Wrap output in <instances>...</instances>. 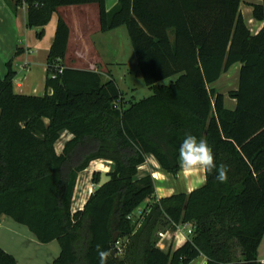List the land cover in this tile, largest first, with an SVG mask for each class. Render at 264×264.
<instances>
[{
  "label": "trees",
  "instance_id": "obj_1",
  "mask_svg": "<svg viewBox=\"0 0 264 264\" xmlns=\"http://www.w3.org/2000/svg\"><path fill=\"white\" fill-rule=\"evenodd\" d=\"M261 1L253 17L264 23ZM85 5H98L101 33L127 30L152 95L127 100L112 76L105 82L100 72L67 68L71 31L59 18L45 95L16 92L13 61L0 77V220L26 227L39 244L58 243L52 264H99L98 244L110 252L107 264H193L201 253L208 264H258L264 28L251 32L241 0H118L110 12L106 0H15L13 8L27 6V27L41 40L59 9ZM236 65L238 87L228 97L237 105L230 110L214 86ZM64 132L73 139L58 155ZM188 134L207 140L217 166H228V180L219 182L213 170L201 188L159 200L157 181L141 167L153 157L164 175L178 178V150ZM99 160L113 163L109 180L101 185L94 173L96 190L73 213L79 176ZM187 224L193 234L182 246H157L160 232ZM0 264L19 263L0 246Z\"/></svg>",
  "mask_w": 264,
  "mask_h": 264
},
{
  "label": "crops",
  "instance_id": "obj_2",
  "mask_svg": "<svg viewBox=\"0 0 264 264\" xmlns=\"http://www.w3.org/2000/svg\"><path fill=\"white\" fill-rule=\"evenodd\" d=\"M14 1L15 0H0V77L4 78L7 75V64L10 61H13V68L17 73L15 90L18 94L41 97L45 95L47 60L54 38L48 45H46L44 40L46 33L48 34V29L49 35L54 34L55 37L59 18H63L67 22L71 31L68 52L64 61L65 66L67 68L94 72H100L99 69H102L103 74L107 77L105 82L109 80L110 76L115 79L113 68L117 64H121L117 63V60L113 56L120 48L119 42L116 43V41H118L117 38L122 35L120 33L125 32L124 30L126 29L120 28L107 34L101 33L98 5L75 6L59 9L58 13L53 15L51 23L46 26L44 38L39 40L37 38V30L29 29L27 27V6H24L15 12L13 8ZM117 4L118 0H106L107 11H112ZM260 4H262L261 0H241L240 13L254 35L260 33L264 28V23L256 21L253 17L254 6ZM55 18L56 23H54ZM23 37L26 38L25 43L22 40ZM18 50H22L23 54L17 56ZM119 61L124 62L121 65H126L125 60L120 59ZM240 68L241 65H236L230 71H237L238 81ZM134 82L135 79L130 77L129 83L132 85L129 88L123 89L120 85L119 86L126 94L127 100L132 98L142 100L137 97L135 93L136 86H134ZM236 90L237 88L234 91ZM236 105L237 102L235 100L226 96V107L228 109L234 110ZM72 139L73 136L68 132L62 134L61 139L55 146L58 155L63 153L65 145ZM152 159L154 158L148 157V162H152L150 163V166L154 169V178L158 184L157 195L161 192L159 199L168 198L178 193L190 194L205 184V182L202 183V180H204L203 175L185 174L182 177L185 182L183 185L184 187H181L182 189H180L179 186L169 185L167 183L168 176L160 172L159 164L155 159L154 161H152ZM113 167V163L99 160L93 162L85 172L80 174L72 206L73 213L84 209L96 188L92 181L94 173L101 171L109 173L113 170ZM145 167L146 165L142 166L141 169ZM157 174L162 177L157 179L155 177ZM5 219L0 220V246L16 258L12 244L8 243L9 239H7L8 235L6 234L8 231L7 229H4V225L7 222ZM2 230H5V232L3 233ZM157 240L159 241V239ZM187 240L188 237H186V235L185 237L181 236L175 242H172V240L170 241L169 238L168 240L162 241L160 245H162L163 248H159L167 251L171 247H175L176 244L178 246L175 248H178L186 243ZM202 259L203 257L199 258L193 264H201ZM262 259H264V239L259 248V260Z\"/></svg>",
  "mask_w": 264,
  "mask_h": 264
},
{
  "label": "rangeland",
  "instance_id": "obj_3",
  "mask_svg": "<svg viewBox=\"0 0 264 264\" xmlns=\"http://www.w3.org/2000/svg\"><path fill=\"white\" fill-rule=\"evenodd\" d=\"M54 23H56V18L54 20ZM124 31H125L123 32L124 34L121 32L120 34L122 35L117 38L118 41H116V43L119 42L120 48L117 50V52L114 53L113 56L117 60L116 61L117 63L123 64L124 62H120L119 60L120 59L125 60L126 65L117 64L113 68V74H114L115 80L123 89L129 88L132 85L129 83L130 77L135 79V82H134V86H136L135 93L137 97H139L140 99H144V98L151 96L152 92L144 84V80L142 78L141 72L138 68V65H136V57H135V54H134V51L131 45L129 35L127 33V30H124ZM47 32L48 34L46 33L45 40H44L46 45L52 42L54 38V34L49 35V29L47 30ZM22 40L25 43L26 38L23 37ZM99 70L102 74L103 81L107 80V77L103 74V70L102 69H99ZM236 72L237 71L235 70L234 72L232 71V72H228L224 74L220 82L216 84L214 88L217 89L219 92L226 94V96H228L229 93L231 91H234L238 86L237 85L238 75ZM170 82L171 81L168 80L164 82V84H170ZM152 161H154V159H152ZM150 163L152 162H148L146 167L141 169V171L143 173L152 175L154 178V169L150 166ZM160 172L162 173L161 168H160ZM100 173L102 175L101 185H103L109 180V178L105 176L107 175V173L103 171H101ZM182 177L183 176H181V174L178 178L168 177L167 183L169 185L179 186L180 189H182L185 183ZM157 187H158V184H157ZM96 188L94 189V191L96 190ZM160 195H161V192H159L158 195L156 194V197L159 199ZM150 203H154V201L153 202L151 201ZM147 205L144 204L141 207V209L137 212V214L135 215V221L138 220V218L142 217L144 211L146 210V207H148ZM5 220L7 222L4 225V229H7L8 231V232L6 231L7 232L6 234L8 235L7 239H9L8 243L12 244L13 251L15 252V256L19 264H52L53 260L59 256L60 247L58 243H52L49 245L39 244V242L35 239V237L29 232V230L26 227L18 225L17 223H15L13 220L9 218ZM2 231L3 233L5 232V230H2ZM177 246L178 245L176 244L175 247Z\"/></svg>",
  "mask_w": 264,
  "mask_h": 264
},
{
  "label": "clouds",
  "instance_id": "obj_4",
  "mask_svg": "<svg viewBox=\"0 0 264 264\" xmlns=\"http://www.w3.org/2000/svg\"><path fill=\"white\" fill-rule=\"evenodd\" d=\"M178 155L181 176L184 174H200L204 176L203 183L206 182V175L215 170L216 179L221 183L227 182L228 166L224 164L217 166L213 149L206 139H197L196 136L191 134L186 135L179 147ZM96 252L99 257V264H107L110 252L102 249L99 244L96 246ZM201 256L203 257L201 264H207V256L203 253H201ZM258 264H264V259L259 260Z\"/></svg>",
  "mask_w": 264,
  "mask_h": 264
},
{
  "label": "built area",
  "instance_id": "obj_5",
  "mask_svg": "<svg viewBox=\"0 0 264 264\" xmlns=\"http://www.w3.org/2000/svg\"><path fill=\"white\" fill-rule=\"evenodd\" d=\"M193 234V229H192V226L190 224H187V225H182V226H179L177 228L176 231L174 232H170V231H167V232H160L158 234V247H161V249L163 248L162 245H160V243H162V241L164 240H168L170 238V241L172 240V242L174 241H177L181 236H184L186 235V237H189ZM118 249H119V246H118Z\"/></svg>",
  "mask_w": 264,
  "mask_h": 264
},
{
  "label": "water",
  "instance_id": "obj_6",
  "mask_svg": "<svg viewBox=\"0 0 264 264\" xmlns=\"http://www.w3.org/2000/svg\"><path fill=\"white\" fill-rule=\"evenodd\" d=\"M113 255L116 254V250H115V246L113 247V252H112Z\"/></svg>",
  "mask_w": 264,
  "mask_h": 264
},
{
  "label": "bare ground",
  "instance_id": "obj_7",
  "mask_svg": "<svg viewBox=\"0 0 264 264\" xmlns=\"http://www.w3.org/2000/svg\"><path fill=\"white\" fill-rule=\"evenodd\" d=\"M155 177L157 178V179H160V177H162L161 175H155Z\"/></svg>",
  "mask_w": 264,
  "mask_h": 264
}]
</instances>
